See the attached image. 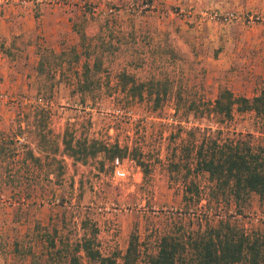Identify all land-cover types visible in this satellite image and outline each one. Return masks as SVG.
<instances>
[{
	"label": "rangeland",
	"instance_id": "1",
	"mask_svg": "<svg viewBox=\"0 0 264 264\" xmlns=\"http://www.w3.org/2000/svg\"><path fill=\"white\" fill-rule=\"evenodd\" d=\"M73 25L85 33V43ZM73 49L78 63L51 60L48 73L38 75L43 50ZM0 53L26 75L20 88H0V110L11 117L0 131L27 128L20 141L36 150L42 144L28 131L38 125L54 158L47 178L26 173L20 186L0 180V264H69V258L57 263L54 254L47 263L36 246L43 233L70 248L94 235V249L115 264L135 233L139 264H147L159 234L188 235L199 226L196 218L228 216L248 233L264 230V203L256 195L237 210L223 202L216 209L204 196L198 206H188L182 200L184 173L169 172L184 137L169 127L171 107L191 101L202 107L224 89L247 98L264 90V0H0ZM95 55L101 69L91 70L82 94L81 68L85 62L92 67ZM123 73L136 85L167 78L165 108L152 111L147 98L133 101L120 93ZM229 128L254 142L261 136L252 114L235 115ZM70 135L142 144L150 173L144 178L128 157L115 158L123 178L114 177L112 162L102 154L75 162L62 153L63 136ZM195 182L206 196L205 177ZM30 248L34 258L27 255ZM81 262L88 264L82 254Z\"/></svg>",
	"mask_w": 264,
	"mask_h": 264
},
{
	"label": "trees",
	"instance_id": "2",
	"mask_svg": "<svg viewBox=\"0 0 264 264\" xmlns=\"http://www.w3.org/2000/svg\"><path fill=\"white\" fill-rule=\"evenodd\" d=\"M73 30L79 36L80 42L85 43V33L77 30L75 25ZM79 57L74 49L59 54L52 50H43L37 64V73H48L46 68L51 60L59 62L57 65L63 63L65 58H69L68 63H78ZM100 62L95 55L92 67L89 62L83 63L79 77L82 94L88 90L91 70L96 73L100 71ZM119 82L120 93L125 97L133 101L136 98H147L152 111L165 108L162 101L169 92L167 78H152L146 83L136 85L132 77L123 73ZM171 108L173 113L169 116V127H176L184 137L179 141L176 155L173 154L177 158L176 161H170L172 170L169 172L184 173L183 202L195 207L203 199L201 196H204L206 204H215L216 209L223 202L222 204L233 205L237 210L254 194L260 203H264V90L247 98L235 96L230 90L224 89L213 101L202 107L191 101L187 107L175 105ZM244 114H252L258 121V133L261 136L257 142L252 141V135L235 132L229 128L235 115ZM190 122L193 126L186 129L183 124ZM36 126L32 131H28L36 140V144H42L40 147L35 145L36 150L29 143L23 144L20 141L27 128L19 127V133L0 131V180L8 178L11 183L18 182L17 185L20 186L22 175L26 173H30L34 178H47L53 174L49 168L54 158L46 153L42 143L45 141L44 128L37 131ZM61 144L62 153L78 163L85 164L88 159L96 158L98 154H102L104 159L110 162L115 158L128 157L140 167L144 178L150 173L143 152L144 147L139 143L120 145L119 141H115L108 144L70 135L63 136ZM56 150L54 149V152ZM47 161L48 164H41ZM199 177H205L208 184L206 196L202 195L200 186L195 182ZM186 214L189 216V213ZM231 218L220 216L213 221L196 218L199 226L188 235L172 232L159 234L155 248L146 263L264 264V230L248 233ZM36 238V246L48 256L47 263L54 254L57 263L69 258V264H83L82 254L88 264H115V260L102 257L99 251L94 249V235H84L71 248L59 238L56 243L53 237L45 233ZM139 248L138 237L132 233L121 257V264H139ZM31 250L28 249L27 255L34 258Z\"/></svg>",
	"mask_w": 264,
	"mask_h": 264
},
{
	"label": "crops",
	"instance_id": "3",
	"mask_svg": "<svg viewBox=\"0 0 264 264\" xmlns=\"http://www.w3.org/2000/svg\"><path fill=\"white\" fill-rule=\"evenodd\" d=\"M3 24V34L6 35L4 30H7L8 26H10V23L5 21H2ZM14 62L8 60L5 56H3L0 53V78L2 83L0 84V88H5V86L8 84L10 88L12 89H18L21 86V83L26 77V75L23 76V73L17 72L14 70ZM0 123H2L4 126H0V128L5 129L6 125H9V120L11 119L10 115L3 110H0ZM8 130V128H7ZM5 130V131H7ZM4 131V130H2ZM4 131V132H5Z\"/></svg>",
	"mask_w": 264,
	"mask_h": 264
},
{
	"label": "built area",
	"instance_id": "4",
	"mask_svg": "<svg viewBox=\"0 0 264 264\" xmlns=\"http://www.w3.org/2000/svg\"><path fill=\"white\" fill-rule=\"evenodd\" d=\"M1 99H2V96H0V100ZM38 101L40 102V99H38ZM112 166L114 167V173H113L114 177L123 178L125 174H124V172H123V170L121 168V164H120L118 159H114L112 161Z\"/></svg>",
	"mask_w": 264,
	"mask_h": 264
}]
</instances>
